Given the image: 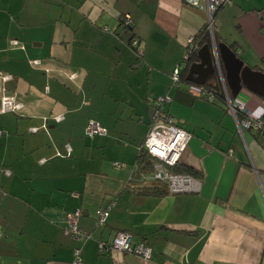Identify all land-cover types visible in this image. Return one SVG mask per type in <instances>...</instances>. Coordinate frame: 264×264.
I'll list each match as a JSON object with an SVG mask.
<instances>
[{
  "label": "crops",
  "instance_id": "1",
  "mask_svg": "<svg viewBox=\"0 0 264 264\" xmlns=\"http://www.w3.org/2000/svg\"><path fill=\"white\" fill-rule=\"evenodd\" d=\"M205 1L0 0V72L22 105L0 114V264H264L263 144L189 84L171 87L188 40L208 26ZM213 30L264 70V0H230ZM166 96L161 115L190 135L179 164L200 177L182 192L137 194L138 154ZM90 120L106 133L86 135ZM73 212L85 242L67 232ZM121 231L149 245V259L101 253Z\"/></svg>",
  "mask_w": 264,
  "mask_h": 264
},
{
  "label": "built area",
  "instance_id": "2",
  "mask_svg": "<svg viewBox=\"0 0 264 264\" xmlns=\"http://www.w3.org/2000/svg\"><path fill=\"white\" fill-rule=\"evenodd\" d=\"M186 2L194 7H200L199 0H180ZM230 0H206L205 9L208 15V26L210 36H213V18L215 13L225 4L229 3ZM131 23V18L129 15L124 16L121 24L129 28ZM192 39L188 40L191 44ZM129 47L131 50H136V57L141 58L143 53L142 50H138V43L135 39L129 41ZM190 47V45H189ZM188 51L186 55L182 58L181 63L175 65L170 73V81L172 88H178L181 84L180 74L182 69L186 66L188 61ZM216 65V72L219 76V80L225 95V107L230 113V115L235 119L238 124L239 130L242 133L244 130L252 131L262 138L264 142V100H261V105L257 108L248 107L247 104L241 102L240 100L231 99L225 88L223 75L221 74V68L218 63ZM10 75L0 72V114L7 112H17L22 107L21 103L13 96L10 95L5 87V83L10 81ZM190 90L195 92L197 96L204 97L210 102L215 101L214 94L212 92H207L202 86L190 84ZM170 102L168 96L161 97L155 100V111L153 122L149 128L148 134L144 140L141 150H144L150 158L154 161L153 170L151 174L144 175L143 181H159L167 183L168 190L171 192H182L187 187L189 183V178L187 176L173 175L168 172V167H173L180 161V156L182 152L186 149L187 143L190 140V135L183 129L176 126L174 119L169 116L161 115L160 108ZM56 121L62 119V116H57ZM106 129L102 127L99 123L90 120L86 127V135L94 136L98 134H105ZM66 155L70 154V146L66 144L64 146ZM230 156L232 151H229ZM110 206L106 209L101 210L96 219L97 225H103L105 223L106 217L108 215V210ZM78 212H73L68 214L67 218V232H69L74 238L81 242L87 241L90 236L83 231H81L76 223ZM108 249L118 250L122 253L135 254L143 259H149L151 248L149 245L144 243L134 244L132 234L129 232H117L113 240L109 245L100 242L99 250L101 253ZM79 250H76V256Z\"/></svg>",
  "mask_w": 264,
  "mask_h": 264
},
{
  "label": "water",
  "instance_id": "3",
  "mask_svg": "<svg viewBox=\"0 0 264 264\" xmlns=\"http://www.w3.org/2000/svg\"><path fill=\"white\" fill-rule=\"evenodd\" d=\"M213 36H210V46L204 45L198 50V62L189 67L186 81L199 86L204 85L215 73V63L219 65L221 63L224 85L232 99L236 100L239 93L244 90L264 100V72L246 66L225 43L216 44Z\"/></svg>",
  "mask_w": 264,
  "mask_h": 264
},
{
  "label": "trees",
  "instance_id": "4",
  "mask_svg": "<svg viewBox=\"0 0 264 264\" xmlns=\"http://www.w3.org/2000/svg\"><path fill=\"white\" fill-rule=\"evenodd\" d=\"M216 13H215V15H216ZM215 15H214V17H215ZM213 35H214L213 39H214L215 43L216 44L221 43L219 41V39L216 37L215 33ZM210 44H211V38H210L209 30L207 29V27H204L202 29V31L200 33H198V35H196L192 39L190 47L187 48L189 57H188V61H187L185 68L181 71V74H180V82L181 83H183V84L185 83V84H189V85L191 84L190 82L186 81V76H187L189 67L191 66V64L198 62V57H197L198 50L202 46H204V45L210 46ZM229 47L232 49V51H234L232 46L229 45ZM262 65L264 67V62L262 63ZM220 68L222 70V75H224L221 63H220ZM254 69H256V68H254ZM256 70H261L264 72V70H262L261 68L256 69ZM202 87L207 92H212L214 94V97H215V102L218 104H221L223 106V108L226 109V107L224 106L225 95H224V92H223V89H222V86H221V83L219 80V76L217 75L216 71L213 74V76L211 77V79L207 83L202 85ZM169 117H171V116H169ZM263 118H264V113H263ZM254 135L257 136L258 138H260V136L258 134L254 133ZM65 156L68 157V155H66L65 151H64V153H60L58 155V157H65ZM153 165H154V161L150 158V156L144 150H141L138 154L136 172H134V174H133L134 175V181L137 182L138 184H143V185L136 187V193L137 194H141V193L146 194L147 193V194H154V195H163L168 191L165 188V187H167L166 183H160L161 185L144 183L142 177L144 175L151 174V172L153 170ZM167 170L169 173H171L173 175L188 176V177H192V178L200 177V176H198L199 174L197 171L190 169L186 166H181L179 164V162H178V164H176V166L168 167Z\"/></svg>",
  "mask_w": 264,
  "mask_h": 264
},
{
  "label": "rangeland",
  "instance_id": "5",
  "mask_svg": "<svg viewBox=\"0 0 264 264\" xmlns=\"http://www.w3.org/2000/svg\"><path fill=\"white\" fill-rule=\"evenodd\" d=\"M241 94H242V93H239V95H238L237 98H236L237 100H241V99H240V97L242 96ZM259 143H261V145L263 144V146H264V142H263L262 138H259Z\"/></svg>",
  "mask_w": 264,
  "mask_h": 264
},
{
  "label": "clouds",
  "instance_id": "6",
  "mask_svg": "<svg viewBox=\"0 0 264 264\" xmlns=\"http://www.w3.org/2000/svg\"><path fill=\"white\" fill-rule=\"evenodd\" d=\"M217 73V72H216ZM192 84V83H191ZM231 98V97H230ZM232 99V98H231ZM261 99V98H260ZM261 100H263V99H261Z\"/></svg>",
  "mask_w": 264,
  "mask_h": 264
}]
</instances>
